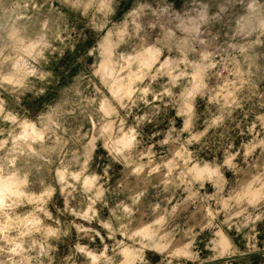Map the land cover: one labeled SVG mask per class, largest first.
Here are the masks:
<instances>
[{
    "label": "rangeland",
    "instance_id": "rangeland-1",
    "mask_svg": "<svg viewBox=\"0 0 264 264\" xmlns=\"http://www.w3.org/2000/svg\"><path fill=\"white\" fill-rule=\"evenodd\" d=\"M0 264H264V0H0Z\"/></svg>",
    "mask_w": 264,
    "mask_h": 264
}]
</instances>
